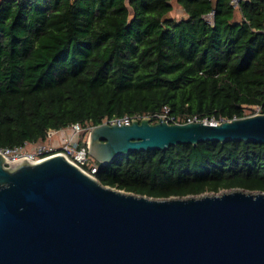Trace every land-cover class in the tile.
Instances as JSON below:
<instances>
[{
    "label": "trees",
    "instance_id": "1",
    "mask_svg": "<svg viewBox=\"0 0 264 264\" xmlns=\"http://www.w3.org/2000/svg\"><path fill=\"white\" fill-rule=\"evenodd\" d=\"M0 0V150L165 107L175 122L264 113V1ZM104 186L156 199L264 192V143L133 151Z\"/></svg>",
    "mask_w": 264,
    "mask_h": 264
},
{
    "label": "water",
    "instance_id": "2",
    "mask_svg": "<svg viewBox=\"0 0 264 264\" xmlns=\"http://www.w3.org/2000/svg\"><path fill=\"white\" fill-rule=\"evenodd\" d=\"M264 143V113L224 122L92 127L105 166L133 151ZM0 151V264H264V192L156 199L104 186L62 155L11 171Z\"/></svg>",
    "mask_w": 264,
    "mask_h": 264
},
{
    "label": "built area",
    "instance_id": "3",
    "mask_svg": "<svg viewBox=\"0 0 264 264\" xmlns=\"http://www.w3.org/2000/svg\"><path fill=\"white\" fill-rule=\"evenodd\" d=\"M245 1L249 0H231V4L235 9H240L241 4ZM250 109V115L263 114L262 106L260 105H256ZM161 117H164V119L169 123H173L175 121L174 117L170 115V110L165 107L163 111L159 113H135L133 115H126L122 118H116L105 122L109 124L117 123L119 125H130L133 121H141L144 118H150L152 123H157L161 120ZM191 121L199 120L197 117H193L192 119L189 118L187 122ZM204 122H214V120L205 119ZM91 129L92 127L83 128L80 123L73 124L72 126L61 130L50 129L47 132V137L52 138L53 136L61 135L60 145L57 146L53 142L39 141L32 144V151L23 152L25 147L0 151L6 155V159L11 156V158L15 161L24 160L30 164L38 163L55 155H62L85 174L95 178V174L97 173L99 167L88 153L86 146ZM79 134L81 135L80 138H78ZM83 143H86V145L82 146Z\"/></svg>",
    "mask_w": 264,
    "mask_h": 264
},
{
    "label": "rangeland",
    "instance_id": "4",
    "mask_svg": "<svg viewBox=\"0 0 264 264\" xmlns=\"http://www.w3.org/2000/svg\"><path fill=\"white\" fill-rule=\"evenodd\" d=\"M170 16L171 17H174L176 19H181L182 17H184V12L182 11L181 7L178 5V3L176 2V0H174L173 2V11L170 13ZM251 112V109L250 108H247L246 109V113L249 114ZM214 122H217L214 120ZM80 134L78 135V138H80ZM61 135H56V136H53L52 138H46V140H44L43 142L47 141V142H53L55 143V145H60L61 144ZM42 142V141H41ZM33 150V145L32 144H27L25 146V148L23 149V152H26V151H32ZM27 162L24 161V160H13L10 157H8V159H5V163H4V166L13 171L17 168H19L21 165L23 164H26Z\"/></svg>",
    "mask_w": 264,
    "mask_h": 264
},
{
    "label": "bare ground",
    "instance_id": "5",
    "mask_svg": "<svg viewBox=\"0 0 264 264\" xmlns=\"http://www.w3.org/2000/svg\"><path fill=\"white\" fill-rule=\"evenodd\" d=\"M3 154V153H2ZM3 156H4V158L6 159V155L5 154H3ZM8 159V158H7Z\"/></svg>",
    "mask_w": 264,
    "mask_h": 264
}]
</instances>
